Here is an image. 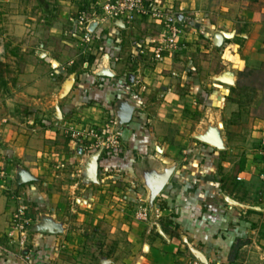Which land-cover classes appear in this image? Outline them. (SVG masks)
Listing matches in <instances>:
<instances>
[{"label": "crops", "instance_id": "obj_1", "mask_svg": "<svg viewBox=\"0 0 264 264\" xmlns=\"http://www.w3.org/2000/svg\"><path fill=\"white\" fill-rule=\"evenodd\" d=\"M16 1L0 0V10ZM182 15L180 50L174 55L163 51L158 59L153 58L154 49L144 46L150 33L135 43L123 38L129 28L150 31L142 20L126 26L109 19L93 29L95 54L101 56L90 74L57 81L58 73L64 71L53 68L52 82L44 80L43 73L49 63L57 61L46 58L40 63L35 59V63L25 64L17 75V86H12L0 107V170L7 178L0 181V264H54V235L37 231L42 222L38 217L61 220L56 213L60 206L56 202L52 206L46 192L58 176L62 189L67 177L71 189L79 185L77 177L84 180L87 171L89 177H95V155L71 137V128L80 124L70 117L83 115L88 123L119 124L128 112L129 121L121 124V147L116 153L101 155V160L98 157L97 170L98 175L119 176L126 171L149 211L147 222L133 227L134 249L139 246L151 258L140 264H175L189 253L215 264H264V180L259 176L257 157L264 118H251V133L244 145L239 146L229 134L212 133L222 125L218 118L227 104L222 91L235 87V76L229 84L215 81L216 73H203L202 60L193 54V36L188 33L191 22ZM259 25L264 28V22L256 21L255 26ZM246 38L247 46L256 44L252 32ZM226 42L224 37L221 46L213 47L221 49ZM230 46L222 48V65L229 63ZM222 70L228 76L226 68ZM248 122L244 120L242 126ZM209 137L217 140L218 146L209 142ZM44 156H49L52 164ZM166 175L164 186L157 191L159 180ZM43 177L47 182L40 179ZM95 197L88 194L80 202L90 209ZM21 205L28 207L35 219L27 246L29 261L21 258V252L16 251L19 247L10 245L3 235Z\"/></svg>", "mask_w": 264, "mask_h": 264}, {"label": "rangeland", "instance_id": "obj_2", "mask_svg": "<svg viewBox=\"0 0 264 264\" xmlns=\"http://www.w3.org/2000/svg\"><path fill=\"white\" fill-rule=\"evenodd\" d=\"M178 1L177 5L174 0H159L157 4L164 12L174 15L179 21V27L180 16L183 13L187 16L192 28V30L188 28L189 37L193 36L192 44L195 45L193 54L197 53V59L202 60L200 66L203 73H207L208 76L216 73L213 79L218 81L217 78L223 76L222 69L226 68L225 74L229 77L235 76L233 81L235 87L221 89L225 103L227 102L222 117L218 118L223 126L220 124L212 133L220 132L221 136L229 134L239 146L244 145L243 140L251 133L252 127L249 125L251 118H264V28L262 25L255 26L256 21L264 22V0H184V3ZM7 7L6 9L3 5V9L0 10V107L6 103L5 99L12 92V86H17V75L23 72L25 64L35 63L33 61L35 59L39 62L46 58L57 61V64L54 61L48 64L50 66H47L43 73L44 80L55 82L50 76V69L53 71V68L55 71L58 69L64 71L58 73L57 81H63L70 75L91 73L94 65L92 56L95 55L97 44L93 41V31L89 33V41L84 37V28L77 25L76 19L81 12L91 14L96 10L100 14L96 0H17ZM193 11L194 13H191ZM251 12H254L253 15ZM197 14L199 17L196 16ZM136 20H142L144 28L148 27L150 31L143 32V29L138 28L139 26L136 32L127 28L128 30L122 35L123 38L135 43L146 33H150L151 38L144 46L145 49H154L152 57L158 59L156 50L162 46V40L165 39L166 26L146 16H136L133 21L124 23L128 26ZM250 32L257 41L255 45L247 46L246 35ZM215 33H221L226 37L225 47L231 45L227 49L228 64L221 63L225 55V50L222 49L224 46L221 49L213 47ZM161 50L159 55L163 51L174 55L176 49L173 47L168 50L163 47ZM140 55L142 56V53ZM236 55L238 61L234 60ZM28 59L31 62H27ZM82 117L83 115L70 118L73 120L77 118L73 122L82 126L88 124V121ZM244 120L245 123L248 122L247 120L249 122L242 126ZM102 125L94 124L98 127ZM69 133L71 135L72 130ZM76 139L90 154L97 155L100 160L109 152L107 149L90 147L91 142L84 141L80 136ZM44 160L52 164L49 156H44ZM94 175L95 177H89L87 171L84 180L77 177L79 185L75 189L69 188L68 181L71 178L68 177H65L66 187L60 188L63 182L58 176L51 182L54 189L46 192L52 206L55 202L60 206L56 212L57 219H61L60 222L53 221L47 216L38 217L42 222L39 223L37 231L42 232L43 235L47 234V231L54 235L52 262L54 264L146 263L147 259L151 258L143 250L140 251L139 246L135 250L133 243L136 241L134 225L147 222L137 216L139 206H146L142 205L137 196L139 191L136 190L134 180L128 177L126 171L119 176L107 173L98 175L97 170L93 171ZM40 179L46 181L45 177ZM88 194L92 197L96 196L90 209L86 203L80 202ZM76 199H79L80 204ZM28 210L30 209L26 207L29 219L27 233L29 247L30 233L35 219ZM10 219L3 232L5 236L10 226ZM140 236L139 233L137 243L140 242ZM9 244L17 247V243L11 240ZM21 250L23 249H16L19 253ZM194 260L200 259L197 255L189 253L184 255L181 262L179 260L175 264H193ZM211 263L215 264L213 261Z\"/></svg>", "mask_w": 264, "mask_h": 264}, {"label": "built area", "instance_id": "obj_3", "mask_svg": "<svg viewBox=\"0 0 264 264\" xmlns=\"http://www.w3.org/2000/svg\"><path fill=\"white\" fill-rule=\"evenodd\" d=\"M158 1L159 0H96L100 14H98L96 10L91 14L81 12L76 19V23L81 28H84V37L89 41V33L91 32L89 27L93 23L98 25L109 19L119 22H131L136 16L152 17L155 21L162 22L167 28L165 39L164 41L162 40V46L156 50V56L160 57L159 53L162 51L161 49L163 47L168 48V50L169 48L173 49V47L176 50L180 49L178 37L182 33V28L178 26L179 21L175 19L174 15H169L158 6ZM71 130L72 137L77 138L80 136L84 141H90V147L92 148L107 149L111 152L117 151L121 147L122 130L120 123L117 124L114 121H110L106 125L100 127L94 126L93 123H88L83 126L80 125L79 128H71ZM257 155L261 164L259 176L264 180V133L259 138ZM5 176L6 174L0 170L1 181L5 180ZM137 216L142 220H148V209L144 206H140ZM28 224L29 219L27 218L26 207L21 205L12 215L9 229L6 231L8 240L17 243L19 249H23L21 250V258H24L25 261L29 260V255L27 253ZM193 264L212 263L211 261L202 262L200 260H194Z\"/></svg>", "mask_w": 264, "mask_h": 264}, {"label": "water", "instance_id": "obj_4", "mask_svg": "<svg viewBox=\"0 0 264 264\" xmlns=\"http://www.w3.org/2000/svg\"><path fill=\"white\" fill-rule=\"evenodd\" d=\"M95 26H96V23L91 24L90 27H89L90 31H93V29H94ZM223 39H224V36H223L221 33H216V34H214V38H213V40H214V44H215V46H218V47L221 46V44L223 43ZM217 79H218L219 81H221V82H225V83H229V84L232 83L231 78L228 77V76H226V75H223V76H221V77H218ZM223 79H226L227 81H222ZM129 119H130V112H128V113L126 114V116H124L123 118H121V120H120L119 123H120V124H124V123H126L127 121H129ZM207 140H208L209 142H211L212 144H215L216 146H218L217 140L213 139L212 137H209ZM97 158H98V156L95 155V160L93 161V165H92V170H93L94 172L97 171V164H98V163H97ZM167 178H168V175L162 177V178L159 180V182H158V184H157V191H159V190L162 189V187L164 186V184H165Z\"/></svg>", "mask_w": 264, "mask_h": 264}, {"label": "trees", "instance_id": "obj_5", "mask_svg": "<svg viewBox=\"0 0 264 264\" xmlns=\"http://www.w3.org/2000/svg\"><path fill=\"white\" fill-rule=\"evenodd\" d=\"M100 56H101V53L100 52H98L97 54H95L94 56H92V63L95 64V62L98 61V59L100 58ZM117 151H111L110 153H116Z\"/></svg>", "mask_w": 264, "mask_h": 264}]
</instances>
